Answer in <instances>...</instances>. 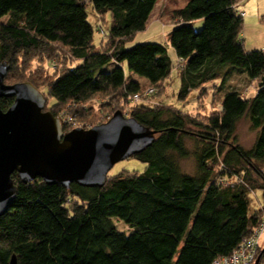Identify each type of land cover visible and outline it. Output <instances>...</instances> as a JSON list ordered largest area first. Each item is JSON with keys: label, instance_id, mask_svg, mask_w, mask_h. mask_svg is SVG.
I'll use <instances>...</instances> for the list:
<instances>
[{"label": "trees", "instance_id": "1", "mask_svg": "<svg viewBox=\"0 0 264 264\" xmlns=\"http://www.w3.org/2000/svg\"><path fill=\"white\" fill-rule=\"evenodd\" d=\"M158 1L0 0L6 84L31 83L57 118L72 115L92 128L120 112L156 132L151 146L131 158L146 170L122 171L103 188L40 178L24 184L15 173L17 196L0 218V264L13 256L16 264H212L261 225L264 200L255 209L252 200L257 191L264 198V50H247L241 39L243 0H188L174 12L168 38L184 60L180 67L165 45L126 48L146 30ZM89 10L102 25L110 18L107 32L99 28L105 40L98 48ZM227 65L257 82L253 96L215 85L213 110L197 115L153 103L175 68L183 82L178 100L185 101L194 90L207 95L206 83L219 80ZM148 88L155 93L145 96ZM13 103L1 99L0 107L6 112ZM101 112L109 115L98 122ZM245 117L257 131L250 149L236 137ZM191 157L194 174L180 165ZM115 219L130 233L119 231Z\"/></svg>", "mask_w": 264, "mask_h": 264}, {"label": "water", "instance_id": "2", "mask_svg": "<svg viewBox=\"0 0 264 264\" xmlns=\"http://www.w3.org/2000/svg\"><path fill=\"white\" fill-rule=\"evenodd\" d=\"M9 69L7 61L0 64V100L14 99L6 112L0 107V218L16 199L15 173L24 184L40 178L66 188L74 183L103 188L117 163L155 140V131L120 112L90 129L65 133L60 119L45 111L47 98L40 90L31 83H5ZM263 255L264 248L256 264ZM11 264H16L15 256Z\"/></svg>", "mask_w": 264, "mask_h": 264}, {"label": "rangeland", "instance_id": "3", "mask_svg": "<svg viewBox=\"0 0 264 264\" xmlns=\"http://www.w3.org/2000/svg\"><path fill=\"white\" fill-rule=\"evenodd\" d=\"M188 0H159L156 8L151 16V19L147 25L145 31L140 32L136 37L126 45L127 49H131L137 45L147 44V43H158L167 46L169 56L171 57L175 67L177 65V56L175 51L170 46L168 34L174 28V12L182 9L186 6ZM247 17L244 19V30L242 32L241 39L245 40V47L247 50H259L258 46L264 44V12L260 13L261 17L254 16L252 11H247ZM89 22L94 27L95 30V46L98 48L105 37L100 34L99 28L102 26L103 31L107 32L110 18L107 17V24H101L99 18L91 13L89 10ZM204 26V20H197L194 23L196 30L202 29ZM77 66L80 64L76 63ZM126 68V67H125ZM244 74V73H243ZM241 70L227 65L224 67V72L219 80L206 83L205 89L207 90V95L200 94L201 91L194 90L185 101L178 100V93L181 90L183 84L179 71L177 68L173 71L171 79L166 83V87L162 90L161 94L153 99V103H162L165 105H171L174 108L187 112L192 115L209 114L213 108L211 106L212 93L215 85H223L226 89L233 88L237 90L244 91L245 97L253 96L258 89L257 82L250 83L246 79V74L243 75ZM245 77V78H244ZM140 79V77H137ZM205 93V92H203ZM202 97V99H200ZM216 109H220V105L216 106ZM48 111V109H46ZM101 117L98 122L104 121L109 115L108 112H101ZM72 117V116H71ZM111 118V117H110ZM109 118V119H110ZM108 119V120H109ZM75 120L72 117V122ZM107 120V121H108ZM85 122V121H84ZM80 123L82 125H92L93 123ZM98 125V123H97ZM71 131L74 130L70 128ZM237 142L245 149H250L256 140L257 131L251 128L248 118H243L237 125L236 128ZM190 149H193V143L189 142ZM182 170L188 174H194L196 171V162L193 157L184 159L180 161ZM147 168L146 164H143L134 159H128L117 163L109 173V177H113L122 171L138 172L143 173ZM252 207L260 208L263 203V192L257 191L253 195ZM114 224L119 231L130 233L129 227H127L123 222L115 219ZM261 246L264 247V238L261 240Z\"/></svg>", "mask_w": 264, "mask_h": 264}, {"label": "built area", "instance_id": "4", "mask_svg": "<svg viewBox=\"0 0 264 264\" xmlns=\"http://www.w3.org/2000/svg\"><path fill=\"white\" fill-rule=\"evenodd\" d=\"M240 16L244 18L245 14L240 13ZM184 60L177 59V67H180ZM155 93L154 88H148L145 92V96H151ZM140 96L135 95L134 101H138ZM72 116V115H71ZM70 115H62L59 117L62 124L67 125L73 129H90V126L82 125L76 123L75 120L72 122V117ZM227 182V180H221V184ZM264 238V217L261 225L255 230V232L247 238H244L238 248L233 252V254L226 258L215 259L212 264H256L261 250V240ZM264 248V247H263ZM259 264H264V259L261 258Z\"/></svg>", "mask_w": 264, "mask_h": 264}, {"label": "crops", "instance_id": "5", "mask_svg": "<svg viewBox=\"0 0 264 264\" xmlns=\"http://www.w3.org/2000/svg\"><path fill=\"white\" fill-rule=\"evenodd\" d=\"M238 11L245 14L244 19L247 17V14H248L247 11L248 12L252 11V13H254L253 14L254 16L261 17L260 13L264 12V0H243V2L238 6ZM258 47L259 49L264 50V44H261V46H258Z\"/></svg>", "mask_w": 264, "mask_h": 264}]
</instances>
